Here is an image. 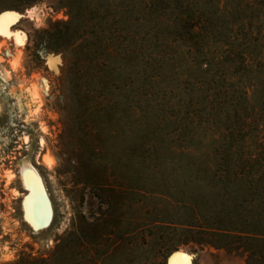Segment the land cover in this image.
Returning <instances> with one entry per match:
<instances>
[{
  "label": "rangeland",
  "instance_id": "rangeland-1",
  "mask_svg": "<svg viewBox=\"0 0 264 264\" xmlns=\"http://www.w3.org/2000/svg\"><path fill=\"white\" fill-rule=\"evenodd\" d=\"M84 1L75 8V14L83 17L87 25L85 35H90V26L99 21L92 14L98 3ZM182 1L194 8H206L207 3L220 26L228 23L235 30L233 36L253 33L254 37H264V0H221L219 9L216 5L219 0ZM21 2L0 0V14L4 11L22 14L9 36L0 33V71L9 73V86L21 96L23 117L26 116L30 127L17 138L0 136V264H166L167 257L177 250L194 255V264H246L242 255L200 245L182 231L152 226L158 218L166 222L191 220V209L174 204L186 199H197L193 204L199 220H204V216L216 224L215 212L222 210L220 200L210 197L207 188L198 191L186 187L184 170L175 175L174 169L186 162L179 165L177 157L167 152L169 147L159 154L153 152L154 146L163 140L166 147L169 143L180 149L189 146L191 150L204 152L215 148L216 126L208 132L201 130L194 141L187 139L189 133L179 126L188 112L196 113L204 107L200 99L183 95L185 89L198 90L204 80L199 67L185 64L173 48L154 45V22L137 30L123 24L124 39L128 32L139 38L149 31L150 51L143 59L145 63L150 56L145 71L148 82L144 78L135 80L131 88L146 89L153 103L150 104V98L146 103L139 95L130 96L129 100L122 97L113 112L109 110L101 117L96 110L107 106L102 107L100 97L90 96L89 65L84 67L82 79L77 80L70 75L76 60L74 48L55 51L47 39L49 32L70 21L72 11L61 5L60 0H40L29 7L12 8ZM142 2L119 0L116 20H137L136 10ZM132 8L134 14L125 11ZM114 20L108 14L104 21L112 24ZM131 48L139 46L133 44ZM158 55L165 57L166 64L170 63L163 67L161 75L155 71L161 68L154 61ZM258 63L256 60L254 65ZM152 78L162 80V88L167 91L165 100H159L158 89L151 85ZM225 101L218 100L221 104ZM255 105L263 120L264 104L259 96ZM161 118L165 120L158 127L156 120ZM30 145L35 152L28 159L41 169L56 212L54 226L39 236L29 232L19 219L16 207L22 194L13 192L14 163ZM46 156L50 157V164L44 161ZM195 163L197 169L209 161ZM6 170L14 172L12 182L8 183ZM25 179L26 188L34 191L24 203L26 218L38 228L47 217V204L34 173L26 171ZM96 184L120 193L111 196V204L102 210L99 199L94 197ZM205 195L209 198L205 199ZM75 237L80 241L76 242ZM173 244L179 246L173 249Z\"/></svg>",
  "mask_w": 264,
  "mask_h": 264
},
{
  "label": "trees",
  "instance_id": "trees-1",
  "mask_svg": "<svg viewBox=\"0 0 264 264\" xmlns=\"http://www.w3.org/2000/svg\"><path fill=\"white\" fill-rule=\"evenodd\" d=\"M39 1L22 0L19 6L12 8L29 7ZM92 1L98 3L92 14L99 21L90 26V35H85L87 25L83 17L75 14L78 4L81 6L86 1L60 0L61 5L72 11L70 21L62 28L49 32L47 39L55 51L74 48L76 60L74 67L70 68V75L77 80L82 79L83 70H86L84 67L89 65L90 96L93 99L100 97L99 103L107 106L104 109L102 105L103 109L98 108L95 113L104 117L109 110L113 112L122 97L129 100L130 96L139 95L148 103L150 94L146 89L132 90L131 87L135 86V80L144 78L148 82L145 71L150 65V56L145 63L143 59L150 51V34L147 31L137 38L128 32L124 39L126 30L122 25L136 30L146 29L152 21L156 39L154 45L173 48L185 64L197 65L204 79L200 81L198 90L183 91V95L192 100L200 99L204 107L196 113L188 112L184 122L179 124L180 128L189 133L187 139L190 141H194L201 130L208 132L216 126L218 131L217 138L214 137L216 146L211 152L191 150L189 146L180 149L169 143L166 147L163 144L165 140L156 144L153 151L159 154L169 147L167 152L177 157L179 165L186 162L173 171L175 175L185 171L186 187H195L198 191L207 188L210 197L220 200L222 210L215 212L216 224L204 216V220H199L193 204L197 199H186L173 203L191 209V220L180 218L166 222L158 218L152 226L182 231L200 245L242 255L246 264H264V119L256 113L258 105H255L258 96L264 104V37H254L253 33L233 36L235 30L227 26L228 23L220 26L216 14L207 9V3L204 5L206 8H194L182 0H143L141 8L136 10L137 20L132 21V18L116 20L119 0H105L106 3ZM220 3L221 0L216 2L218 9ZM127 10L135 13L133 8ZM108 14L114 17V23L104 21ZM133 44L139 48L132 49ZM256 60L259 62L257 66L254 65ZM154 61L161 66L155 70L160 75L165 71L163 67L170 64H166L165 57L159 55ZM152 79L151 85L158 89L159 100H165L167 91L162 88V80ZM218 100L226 101L221 104ZM216 102L218 106H215ZM164 120L157 119V126L162 127ZM205 160L209 163L195 168V162ZM96 185L94 197L99 199L101 210L111 204V196L120 195L111 186L105 190L103 185ZM208 198L205 195V199ZM170 200H173L172 197ZM74 240L78 242L80 238L75 237ZM178 246L173 244L172 248Z\"/></svg>",
  "mask_w": 264,
  "mask_h": 264
},
{
  "label": "water",
  "instance_id": "water-1",
  "mask_svg": "<svg viewBox=\"0 0 264 264\" xmlns=\"http://www.w3.org/2000/svg\"><path fill=\"white\" fill-rule=\"evenodd\" d=\"M5 14L19 15L18 12L16 11H4L0 14V16H3ZM16 24L17 23L13 24L11 28H13ZM34 152L35 149L33 151V148L30 145L24 150V156H22L20 159H17L16 162L14 163V170L16 172L15 187L22 194L19 201L17 202L16 211L19 219L27 228V230L32 234L39 236L45 232H48L54 226L56 219V212H55L54 203L51 198V194L48 189L47 182L44 178V175L42 174L41 169L34 162L28 159L31 154H34ZM28 170L33 172L34 175L36 176L38 184L41 188V191L43 193V196L47 204V210H48L47 217L45 221L38 228L33 227L29 223L28 219L26 218V213L24 208L25 200L30 196L29 189L26 188L24 183V173ZM179 256L184 258V264H194L195 256L182 250H177L172 252L167 257L166 264H178L176 260L179 258Z\"/></svg>",
  "mask_w": 264,
  "mask_h": 264
},
{
  "label": "flooded vegetation",
  "instance_id": "flooded-vegetation-1",
  "mask_svg": "<svg viewBox=\"0 0 264 264\" xmlns=\"http://www.w3.org/2000/svg\"><path fill=\"white\" fill-rule=\"evenodd\" d=\"M9 80L0 71V136L17 138L20 134L26 133V130H30V127L26 116L23 117L22 105L20 106L17 97L12 93ZM14 143L17 144L19 141Z\"/></svg>",
  "mask_w": 264,
  "mask_h": 264
},
{
  "label": "bare ground",
  "instance_id": "bare-ground-1",
  "mask_svg": "<svg viewBox=\"0 0 264 264\" xmlns=\"http://www.w3.org/2000/svg\"><path fill=\"white\" fill-rule=\"evenodd\" d=\"M35 10V9H34ZM19 15H16V14H5V15H3L4 17H5V20H4V23H5V25H6V28H5V33H6V35L7 36H9V34H10V30L12 29L11 28V26L13 25V24H15V23H17L18 21H19V19H20V17H21V15L22 14H20V13H18ZM35 14V13H34ZM33 14V15H34ZM24 16V15H23ZM5 33H2V34H5ZM21 34V33H20ZM14 36V35H13ZM22 36V35H21ZM25 36V35H24ZM16 37H17V35H16ZM19 38H20V36H18ZM26 37V36H25ZM22 38V37H21ZM17 40V39H16ZM20 44V43H19ZM5 78H8L9 79V73H5ZM21 92V91H20ZM12 93L17 97V99H18V103L20 104V106L22 105V100H21V96H17V90H12ZM15 97V98H16ZM23 99V98H22ZM42 142H44V140H42ZM44 161L46 162V163H48V164H50L52 161H51V159H50V157L49 156H46L45 158H44ZM7 171V170H6ZM6 173V178H7V181H8V183L9 182H12L13 181V179H14V177H15V174H14V172H12V171H7V172H5ZM5 175V174H4ZM24 183L26 184V179H25V173H24ZM29 189V192H30V196H32L33 194H34V191H33V189L32 188H28ZM17 191L18 190H16V189H14L13 190V192H14V194L15 193H17ZM19 193V192H18ZM17 195V194H16ZM15 195V196H16ZM19 195V194H18ZM172 262V261H171ZM176 262L178 263V264H184V258L183 257H181V256H179V258L176 260Z\"/></svg>",
  "mask_w": 264,
  "mask_h": 264
},
{
  "label": "snow or ice",
  "instance_id": "snow-or-ice-1",
  "mask_svg": "<svg viewBox=\"0 0 264 264\" xmlns=\"http://www.w3.org/2000/svg\"><path fill=\"white\" fill-rule=\"evenodd\" d=\"M4 20H5V17L4 16H0V33H5L6 25L4 23Z\"/></svg>",
  "mask_w": 264,
  "mask_h": 264
}]
</instances>
